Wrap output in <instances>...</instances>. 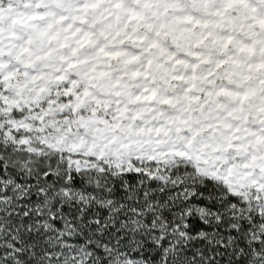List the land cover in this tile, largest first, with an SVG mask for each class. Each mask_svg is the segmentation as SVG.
<instances>
[{"label":"snow or ice","instance_id":"snow-or-ice-1","mask_svg":"<svg viewBox=\"0 0 264 264\" xmlns=\"http://www.w3.org/2000/svg\"><path fill=\"white\" fill-rule=\"evenodd\" d=\"M0 264H264V0H0Z\"/></svg>","mask_w":264,"mask_h":264}]
</instances>
